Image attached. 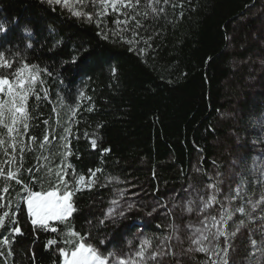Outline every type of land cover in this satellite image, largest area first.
<instances>
[{
    "label": "trees",
    "instance_id": "1",
    "mask_svg": "<svg viewBox=\"0 0 264 264\" xmlns=\"http://www.w3.org/2000/svg\"><path fill=\"white\" fill-rule=\"evenodd\" d=\"M171 3L179 5L181 0ZM160 6L165 13L144 20V27L136 29L138 43L129 45L109 32L117 28L115 15L103 18L97 27L98 9L91 0H76L71 10L49 6L46 0H0V25L5 29L0 32V51L10 50L53 74L43 77L52 102L41 100L35 113L39 127L30 134L42 138L43 120L56 119L52 108L57 97L67 98L73 107L79 105L78 123L69 139L80 158L73 155L70 162L86 176L89 169L102 168L97 174L100 184H106L107 177L123 181L98 184L74 197L80 209L74 214L76 229L90 230L98 247L124 254L137 250L144 238L151 239L155 249L164 236L174 235L172 225H177L176 234L184 243L173 238L168 242L171 250L163 246L169 254L158 259L162 264H201L203 254L184 251L186 225L194 213L184 210L185 199L169 210L167 197L190 184L210 183L209 177L217 173L222 180L240 154L242 167L257 166L259 174L264 161V80L255 66L264 61V0H183L182 8ZM72 11L92 13L93 19L89 22ZM123 35L133 39L131 30ZM73 57L75 64L70 62ZM61 118L67 119L63 113ZM91 139L97 140L95 150ZM39 154H26L25 167ZM196 159L197 175L192 170ZM250 174L244 170L242 175L248 193L264 191ZM115 188L140 192V208L102 225ZM151 201L167 205L165 214L150 217L146 211ZM22 208L18 219L23 235L16 238L7 264H33L32 252L35 264H59L56 246L44 248L56 234L34 228ZM250 232L260 243L262 234L254 225L243 227L232 241L229 264H249L250 253L255 254L253 261L264 264V256L250 246Z\"/></svg>",
    "mask_w": 264,
    "mask_h": 264
},
{
    "label": "snow or ice",
    "instance_id": "2",
    "mask_svg": "<svg viewBox=\"0 0 264 264\" xmlns=\"http://www.w3.org/2000/svg\"><path fill=\"white\" fill-rule=\"evenodd\" d=\"M46 3L49 6L60 5L71 10L69 0H46ZM80 3H83V0H80ZM91 3L98 9L95 12L98 18L97 27H100L103 18L110 14L115 15L117 18L114 23L117 28L109 32L129 45L138 43L135 40L139 35L136 29L144 27V20L150 17L158 18L165 13V8L160 5L183 7V0L179 5L172 4L171 0H145L143 4L141 0H91ZM72 15L86 16L89 22L93 19L92 13L72 11ZM180 15L183 16V12ZM133 21L134 26L129 29L128 25ZM129 30L133 39H126L123 35ZM3 31H5L3 25H0V32ZM99 34L104 39L109 38L108 32ZM28 47L32 45L29 44ZM133 50L132 47L129 48V51ZM70 62L75 64L77 60L73 57ZM45 75L51 77L53 74L48 68L33 64L10 50L0 51V258L7 264L8 258L14 256L12 249L16 238L23 235L18 219L23 205L34 228L38 226L44 231L56 234V238L46 241L44 248L48 251L52 246H56L59 264H149V262L162 264L158 258L169 254L163 246L171 250L172 246L168 242L173 238L181 244L184 243L176 234L179 232L177 225H172L174 235L164 236L155 249L152 247L153 241L144 238L137 250L124 254L114 249L98 247L91 240L90 230L85 232L76 229L74 214L80 209L74 197L80 192L91 191L98 184L105 187L123 181L118 177H107L106 184H100L97 174L103 173L102 168L89 169L86 176L78 172L70 162L69 157L73 155H76L77 159L80 158L74 152L69 139L74 136L73 126L78 123L76 117L79 105L73 107L67 98L57 97L56 106L52 108L56 119L54 122L43 120L46 131L42 138L30 134L34 128L39 127L35 123L39 119L35 113L39 112L41 100L46 103L52 102L43 78ZM79 95L84 94L81 92ZM61 113L67 119L62 120ZM87 135L85 132V136ZM56 140L60 142L58 146L54 143ZM90 144L95 150L97 140L91 139ZM37 152L40 154L34 156L33 164L25 167L26 154ZM103 152H110V149H104ZM57 158L59 163H56ZM213 164L215 165V161ZM219 177V173L215 178L209 177L211 182L207 185V195L197 193V197L190 198L184 208L187 213H195L200 217L198 226L191 223L186 225L189 234L186 237L188 247L184 251L189 254H203L205 258L201 264H229L232 241L248 221L256 218L254 214L258 209L264 213V191L260 192L259 198L254 199L255 193L249 195L247 185L241 182L235 188L230 186L229 191L223 193L221 199L222 180ZM37 187L39 190H35ZM114 197L100 220L102 225L109 220L115 222L117 218L124 217L126 212H131L136 207L134 201L126 198V189L115 188ZM175 207L174 204L173 208ZM213 209L216 214L210 211ZM153 212H156V208L148 215L151 216ZM237 214L241 217L238 221L234 219ZM259 219L264 220V216H260ZM259 231L262 234L259 245L252 238L251 232L249 243L264 256V227ZM104 244L105 241L101 240L100 245ZM31 255L35 264V252ZM254 255L249 254V264H259L258 260H252Z\"/></svg>",
    "mask_w": 264,
    "mask_h": 264
},
{
    "label": "rangeland",
    "instance_id": "3",
    "mask_svg": "<svg viewBox=\"0 0 264 264\" xmlns=\"http://www.w3.org/2000/svg\"><path fill=\"white\" fill-rule=\"evenodd\" d=\"M75 2H76V0H69V4L71 6ZM255 72H256L257 76L260 75V74L263 75L261 79L264 80V61H261V60L257 61V64L255 66ZM237 144H239V142H237ZM260 157H262V156H260ZM241 159H242V155L241 154L239 156H236L234 158V162L232 163L233 164V168L231 167V169L228 171L229 173H228L227 176L226 175L222 176L223 178H222V183H221V186H220L221 189H222L221 199H223V193H227L229 191V187L230 186L232 188H235L238 183H241V182L243 183L244 182L243 181V177H242L244 170L248 174L251 173L250 175L253 178L257 177L259 179V181L264 185V161L262 160L260 162V164H259L260 171H259V174H256L257 166H252L250 164L249 166L242 167V164H240V160ZM198 163H199V161H198V159H196V163H194L193 166H192V170H193V173L195 175L199 174V171H200V169L198 168ZM253 164H255V163H253ZM208 184L209 183H204L200 187H195L194 185L190 184L189 187L184 189L179 194L178 193H171V195L167 197V199L169 200V203H170V204H168V209L172 210L174 204L177 206L184 199L185 200H184L183 203L186 204V202L190 198H192V199L196 198L197 197V193H201V194L206 196L207 192H208V190H207V185ZM263 188H264V186H263ZM124 189L128 190L127 188H124ZM133 193H135L136 195H133ZM248 194L249 195H253V193H250V192ZM259 195H260L259 190H256L255 195L253 196V198L254 199L259 198ZM126 198L131 200V201H134L136 203V207L133 210H137V209L140 208V205H141V202H140L141 201V194H140V192H136L133 189L129 190V191H127V197ZM121 203L123 204V201ZM237 203H239V202H237ZM144 204H146V203H144ZM162 205H165V204H159L157 201L148 202L147 203L148 211H146V213L147 212L149 213V212L152 211L153 208H156V212H153L152 215H157V216L161 217L166 212V207H163ZM210 211L212 212V214H216V211L214 209L210 210ZM194 215H195V218L191 219L189 223H191L192 225L198 226L200 217L198 215H196L195 213H194ZM254 215H255L256 218L253 219L252 221H248L247 225L248 224L254 225L255 230H259L261 228V225L264 223V220L259 219V217L260 216H264V213L260 212L259 209H258ZM150 217H152V216H150ZM238 217H239V215L237 214V216L235 218L238 219ZM238 234H237V236H238ZM247 238L249 239V236ZM257 244L259 245L258 242H257Z\"/></svg>",
    "mask_w": 264,
    "mask_h": 264
}]
</instances>
